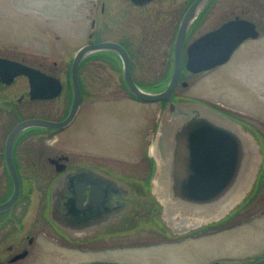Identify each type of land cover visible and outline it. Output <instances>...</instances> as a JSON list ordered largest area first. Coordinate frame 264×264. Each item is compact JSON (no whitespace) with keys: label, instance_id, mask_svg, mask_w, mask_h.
I'll return each instance as SVG.
<instances>
[{"label":"rangeland","instance_id":"1","mask_svg":"<svg viewBox=\"0 0 264 264\" xmlns=\"http://www.w3.org/2000/svg\"><path fill=\"white\" fill-rule=\"evenodd\" d=\"M223 1L217 3L215 12L206 13L204 21L191 34L190 41L227 18L222 14ZM235 1L242 5L237 8L247 10L245 16H264V0ZM159 2L146 6L158 11L155 15H137L135 21L136 72L139 74L137 79L134 71V78L141 87L151 91L159 87L155 75L160 71V64L149 65L147 62L156 58L160 63L162 56L167 54L164 48L166 17L160 13ZM144 14L147 13L144 11ZM93 16L90 0H0V47H3L0 53L60 77L66 84L59 98L43 101L30 100L29 82L25 77L18 76L14 83L0 86V104L7 109L8 126L16 118L13 108H19L24 118L52 120L63 116V108L58 109V106L72 93L69 60L78 46L86 42ZM79 32L81 36L77 35ZM140 68L143 70L139 71ZM81 75L86 96L72 126L60 133L29 128L23 134L24 152L30 154L43 139L48 143L60 138L57 144L66 142L74 151L97 154L101 162L122 166L117 169L133 171L147 166L149 176L146 182L151 184L147 194L159 205L151 193L158 166L154 147L157 142L160 146L163 144L166 132L162 125L163 115L160 116L163 104L137 98L117 100L110 93L106 94L107 88H122V76L110 62H99V52L90 54L82 65ZM111 79L117 81L109 84ZM185 79L189 86L181 87L177 92L179 100L215 104L220 109L226 107L227 101L236 109L248 105L264 109V40L242 46L233 64ZM259 88L262 89L263 100L255 95ZM106 97L112 100H103ZM262 181L264 186V177ZM32 210L34 212L35 209ZM161 212L159 208L151 217L134 222L133 225L138 227L132 232L119 233L113 239L112 236L101 235L98 240L88 241L85 251L60 248L41 239L39 258L32 264H61L64 262L60 259L61 255L67 257V264L93 261L121 264H214L218 261L217 264H245L252 256L264 252V219L212 236L201 237L203 230H200L183 237L170 233ZM224 223L216 228L223 227ZM32 259L31 256L21 264L30 263Z\"/></svg>","mask_w":264,"mask_h":264},{"label":"flooded vegetation","instance_id":"2","mask_svg":"<svg viewBox=\"0 0 264 264\" xmlns=\"http://www.w3.org/2000/svg\"><path fill=\"white\" fill-rule=\"evenodd\" d=\"M90 1L91 11L94 15L91 19V30L88 33L86 42L78 46L77 49L91 43H119L128 51L131 58L132 73L134 76L135 71L137 79L139 73L136 72V17L137 15H155L154 13L158 11L147 9L146 6L160 1V13L166 17L164 20L166 27L164 48L168 55L165 53L160 63L158 60L156 61V58L147 63L149 65L160 64V71L155 75L158 77L156 78L158 82L156 85L159 87H156L152 91L160 92L166 89L174 72L177 33L186 11L194 0H144L143 2H138L137 0ZM219 1L223 0H209L187 33L182 51V74L172 94V100L175 103H189L182 101L183 99H177L176 94L181 90V87L189 86V82L185 78L201 73H193L186 69L187 47L195 39L190 41L191 34L204 21L207 12L211 14L216 11L215 6ZM223 2L224 8L222 9V14L227 16V18L217 27L231 20L245 19L254 23L258 32L256 37L245 39L233 50L229 59L223 64L228 65L234 63L236 55L242 46H246L249 42L264 40V16L247 17L245 16L246 9L242 7L237 8L238 5H241L240 2L235 0H224ZM143 10L147 14H144ZM77 35L81 36L80 32ZM74 56L69 60L71 65ZM0 57L19 61L2 53H0ZM104 61L113 64L115 71L122 76V88H107V92L105 93H110V96H113V99L117 100L136 98L126 83L124 65L120 54L117 51L101 49L99 50V62L104 63ZM220 66L210 71L216 70ZM138 70L142 71L143 69L141 70L140 68ZM19 77L27 78L23 75ZM69 78L72 93L70 97L68 96V100L62 101L58 106V109L59 107L63 108L64 114L61 117H54L52 120H63L70 112L74 89L71 82V74H69ZM115 81L117 79H111L109 84H113ZM80 82L83 102L86 90L81 72ZM12 83L0 82V86H8ZM62 83L63 89L56 97L33 99L30 95L29 82V98L32 101L55 100L64 92L66 84L63 80ZM105 89L101 90L104 91ZM255 95L263 100L261 88L256 91ZM103 100L112 99L106 97ZM157 102L163 104V109L169 106L167 100ZM193 103L202 104L238 124L244 132L248 133L257 142L263 155L257 183L247 192L241 204L223 221L225 222L223 227L216 228L222 222L209 225L207 228L202 229L203 233L201 237L233 231L245 224H251L255 220H263L264 109H256L250 105L236 109L237 107H232L233 105L228 103V101L224 109L218 108L215 104ZM13 111L16 118L8 126L7 109L0 104V204L7 202L15 190V182L8 161V135L16 124L25 119L22 117L19 108H13ZM78 113L79 111L72 122L65 128H43V130L60 133L72 126ZM23 134L24 131L20 132L13 143V162L21 183L20 195L11 208L0 210V264H21L23 260L31 256L33 259L27 264L34 263L39 258V252H41V239L54 243L60 248L85 251L88 241L98 240L101 235H109L113 239L119 236L122 229L132 232L138 227V225H133L134 222L136 223L140 219L145 220L151 217L154 212H158V203L153 201L149 194H147L151 190V184H147L146 182V178L149 176L147 166L143 165L133 171L117 169L118 166H122H116L106 161L101 162L97 154H87L77 149L74 151V148L66 142L57 144L60 142V138L48 143L44 142L45 139L42 140L43 142L39 141L38 146L35 149L33 148L29 154L24 152L26 148L24 146L25 139ZM32 209H35L34 212ZM32 213H34L33 216H31ZM26 224L28 225L26 226ZM165 231L167 230L165 229ZM192 233L185 234L184 236H189ZM182 234L184 233H181L180 236ZM261 257H264V252L252 256L245 264H252ZM60 259L64 261L61 264H67L66 256L61 255ZM217 263L218 261L214 262V264Z\"/></svg>","mask_w":264,"mask_h":264},{"label":"water","instance_id":"3","mask_svg":"<svg viewBox=\"0 0 264 264\" xmlns=\"http://www.w3.org/2000/svg\"><path fill=\"white\" fill-rule=\"evenodd\" d=\"M143 2L144 0H137ZM209 0H194L180 24L175 45L174 72L166 89L151 92L141 88L132 74L128 51L116 42L91 43L81 47L73 60L71 78L74 89L72 107L63 120L26 118L8 135V161L15 182L13 195L0 204V210L11 208L19 198L21 183L13 162V143L23 130L39 126L49 129L67 127L77 114L82 88L79 68L82 60L101 49L117 51L123 61L124 74L131 93L144 101L168 100L162 125L164 142H157L154 152L157 174L153 195L162 205V216L175 234L186 233L223 219L251 189L261 167L263 156L257 142L241 127L220 113L197 103L178 104L173 91L181 78L182 51L187 33ZM258 32L254 23L245 19L228 21L208 31L188 46L186 67L194 73L225 63L233 50ZM26 75L33 99L52 98L63 87L61 80L16 60L0 57V81L11 83ZM220 210L218 214L212 213ZM88 264H121L114 261H93ZM252 264H264V257Z\"/></svg>","mask_w":264,"mask_h":264},{"label":"bare ground","instance_id":"4","mask_svg":"<svg viewBox=\"0 0 264 264\" xmlns=\"http://www.w3.org/2000/svg\"><path fill=\"white\" fill-rule=\"evenodd\" d=\"M219 211H220V210L216 209V210H214V212H212V213H216V214H218Z\"/></svg>","mask_w":264,"mask_h":264}]
</instances>
